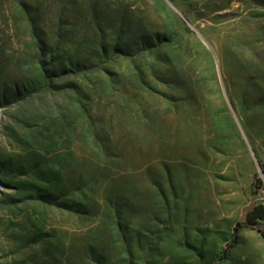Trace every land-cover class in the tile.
<instances>
[{
    "label": "rangeland",
    "instance_id": "rangeland-1",
    "mask_svg": "<svg viewBox=\"0 0 264 264\" xmlns=\"http://www.w3.org/2000/svg\"><path fill=\"white\" fill-rule=\"evenodd\" d=\"M260 170L264 0H0V264H264Z\"/></svg>",
    "mask_w": 264,
    "mask_h": 264
},
{
    "label": "trees",
    "instance_id": "trees-1",
    "mask_svg": "<svg viewBox=\"0 0 264 264\" xmlns=\"http://www.w3.org/2000/svg\"><path fill=\"white\" fill-rule=\"evenodd\" d=\"M264 218V210L263 208L255 204L252 207L249 208V210L246 213L245 216V224L248 227L251 228H258V226L261 224L260 221ZM258 232L261 234V236L264 238V230H261L258 228ZM235 242H233L234 244Z\"/></svg>",
    "mask_w": 264,
    "mask_h": 264
},
{
    "label": "bare ground",
    "instance_id": "bare-ground-1",
    "mask_svg": "<svg viewBox=\"0 0 264 264\" xmlns=\"http://www.w3.org/2000/svg\"><path fill=\"white\" fill-rule=\"evenodd\" d=\"M166 140V139H165ZM168 145V144H167ZM37 236H41V234L40 235H37ZM8 237V235H5L4 236V238H3V243H1L2 244V254H3V256H6V255H10L11 254V252H13V248H14V250H15V248L16 247H18L19 245H10L9 243H10V241H9V238H7ZM29 241H31V242H37V241H39L38 240V238H33V237H30V240ZM24 244H26V241H24ZM51 245V244H50ZM50 248V247H49ZM53 248V247H52ZM49 251V250H48ZM54 251V250H53ZM47 252V251H46ZM53 253V252H52ZM47 254H49V253H47Z\"/></svg>",
    "mask_w": 264,
    "mask_h": 264
},
{
    "label": "built area",
    "instance_id": "built-area-1",
    "mask_svg": "<svg viewBox=\"0 0 264 264\" xmlns=\"http://www.w3.org/2000/svg\"><path fill=\"white\" fill-rule=\"evenodd\" d=\"M259 178L261 182L260 186V197L258 199V205H260L264 210V171H259ZM261 224H264V218L260 221Z\"/></svg>",
    "mask_w": 264,
    "mask_h": 264
}]
</instances>
